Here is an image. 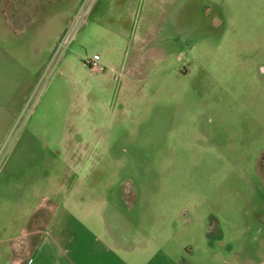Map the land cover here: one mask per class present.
Returning <instances> with one entry per match:
<instances>
[{"label":"rangeland","instance_id":"obj_1","mask_svg":"<svg viewBox=\"0 0 264 264\" xmlns=\"http://www.w3.org/2000/svg\"><path fill=\"white\" fill-rule=\"evenodd\" d=\"M39 2L0 0V238L117 194L178 264H264V0Z\"/></svg>","mask_w":264,"mask_h":264},{"label":"crops","instance_id":"obj_2","mask_svg":"<svg viewBox=\"0 0 264 264\" xmlns=\"http://www.w3.org/2000/svg\"><path fill=\"white\" fill-rule=\"evenodd\" d=\"M36 1H41L38 4L42 8L46 2L59 0ZM2 3L7 17L12 0H2ZM29 3L25 2V6ZM36 19L34 16L26 21L27 24L22 22L24 25L14 23L15 27L11 28L20 33ZM14 22L22 24L17 20ZM116 195L111 207L110 221L113 225L106 217L104 224H88L66 210V201L42 196L21 227L15 233L0 238L6 250L4 253L9 255L6 264H178L172 255L160 249L156 240L145 236L139 214L134 217L130 213L133 206L120 208L115 202L119 199ZM86 212L89 219L90 216L93 218L91 208L87 207Z\"/></svg>","mask_w":264,"mask_h":264},{"label":"built area","instance_id":"obj_3","mask_svg":"<svg viewBox=\"0 0 264 264\" xmlns=\"http://www.w3.org/2000/svg\"><path fill=\"white\" fill-rule=\"evenodd\" d=\"M67 31V30H66ZM68 33H69V31H67L66 33H64L63 35H62V37H65V36H67L68 37ZM61 38V37H60ZM59 38V39H60ZM59 39H58V41L57 42H59ZM70 44H71V40H70V42H69ZM69 44V45H70ZM56 45L58 46V47H56L55 49H54V51L55 52H53V55H52V64H54V63H58V61L60 60V58H61V56H62V54L64 53V51L69 47V45H68V47H65L64 46V44H62L61 42L58 44V43H56ZM100 60H101V57H100V55L98 54V53H95L92 57H90V58H87L86 60H85V63L91 68V70H93V71H103L104 70V66L100 63ZM56 61V62H55Z\"/></svg>","mask_w":264,"mask_h":264},{"label":"flooded vegetation","instance_id":"obj_4","mask_svg":"<svg viewBox=\"0 0 264 264\" xmlns=\"http://www.w3.org/2000/svg\"><path fill=\"white\" fill-rule=\"evenodd\" d=\"M263 169L264 172V155L260 158L259 162L257 163V171L262 180H264V175L260 172Z\"/></svg>","mask_w":264,"mask_h":264}]
</instances>
